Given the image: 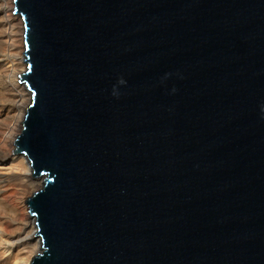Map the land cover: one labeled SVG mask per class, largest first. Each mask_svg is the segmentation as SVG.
I'll use <instances>...</instances> for the list:
<instances>
[{
    "label": "water",
    "instance_id": "water-1",
    "mask_svg": "<svg viewBox=\"0 0 264 264\" xmlns=\"http://www.w3.org/2000/svg\"><path fill=\"white\" fill-rule=\"evenodd\" d=\"M30 264H264V0H13Z\"/></svg>",
    "mask_w": 264,
    "mask_h": 264
},
{
    "label": "rangeland",
    "instance_id": "rangeland-1",
    "mask_svg": "<svg viewBox=\"0 0 264 264\" xmlns=\"http://www.w3.org/2000/svg\"><path fill=\"white\" fill-rule=\"evenodd\" d=\"M4 0H0L3 2ZM8 10V9H7ZM10 10H8V13ZM5 15L0 13V151L6 154L8 144L5 134L10 125L16 121L19 115L17 107L24 103L25 98L18 96L11 87L14 65L16 64V54L22 53V46L19 35L13 30V24H6ZM21 55V54H20ZM24 68V67H23ZM18 79V83H19ZM20 86H22L19 83ZM24 89L25 87L22 86ZM17 89V88H16ZM29 94V93H28ZM23 105L22 111L29 105ZM23 117H19L21 126ZM16 136L20 134L21 127ZM18 133V134H17ZM6 141V142H5ZM0 157V261L5 258L8 264L22 263L26 259L32 258L40 251L28 248L25 238L31 230V223L28 217L26 201L40 187L26 182L23 171L12 168L10 160L3 155ZM3 158V159H1ZM29 209V208H28Z\"/></svg>",
    "mask_w": 264,
    "mask_h": 264
},
{
    "label": "bare ground",
    "instance_id": "bare-ground-1",
    "mask_svg": "<svg viewBox=\"0 0 264 264\" xmlns=\"http://www.w3.org/2000/svg\"><path fill=\"white\" fill-rule=\"evenodd\" d=\"M7 9L10 10L9 14H7L8 13ZM13 12H14L13 0H4L3 2H1L0 13L5 15L4 19L6 20V24H13L12 28L15 31V33H17L18 35L20 33V43L22 46V53L16 54V57H15L16 58V64L14 65L13 75L11 77L12 82L10 85H11L12 89L15 92H17L18 96L21 97L22 99L25 98V100H24V103L22 102L21 105L19 107H17V109L19 111V115L16 117V121H14L10 125V128L6 131V134H5L4 140L6 139V141L9 142V144H8L9 150H8V152H5L6 154L1 153V151H0V157H2L1 155L5 156L7 158V160H10L11 164L14 165L12 168H14L15 170H18V171H23L25 174L24 178H25L26 182L29 183V185L35 184V185L39 186L40 183H42V178L33 177L32 168L30 167V163L28 162L26 157H24L22 155L14 154V150H15L14 141L17 137L16 132H18L17 129L19 130L20 127L22 129L19 117L20 116L24 117L25 111H22V109L24 108L23 105L25 106L26 103L28 102V100H27L28 95H29V100H30V94H28L29 92L23 84H21V85L24 86L25 89L19 85L20 80L18 83V79H20V76L22 75L20 70L26 69V63L24 61V59H25L24 28H23L22 19L19 16L15 15ZM21 121H23V119ZM1 159H3V158H1ZM26 205L28 206L27 211H30V207H29L27 201H26ZM30 215H31V213H30ZM28 219H29V223H31V227H30L31 230L28 232V234L25 238V242H27L25 245L28 246V248H32L34 250L37 248V246L40 247V240L34 236L37 232V227L35 224V222H36L35 218L31 215L28 217ZM30 259L31 258L28 257V259H26L24 262H22V263L17 262L14 264H30L31 263ZM0 264H8V263L4 258V259H2V261H0Z\"/></svg>",
    "mask_w": 264,
    "mask_h": 264
}]
</instances>
